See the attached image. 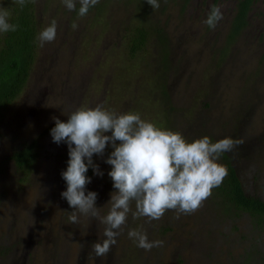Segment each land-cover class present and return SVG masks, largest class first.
Instances as JSON below:
<instances>
[{
  "label": "rangeland",
  "instance_id": "rangeland-1",
  "mask_svg": "<svg viewBox=\"0 0 264 264\" xmlns=\"http://www.w3.org/2000/svg\"><path fill=\"white\" fill-rule=\"evenodd\" d=\"M239 1L158 0L152 9L146 0H100L80 17L78 0L75 11L63 0H33L38 35L53 20L57 35L37 41L26 81L0 109V264H264V231L211 196L178 219L171 210L151 222L130 212L108 255L96 257L92 245L106 226L79 213V223L69 221L74 209L61 197L68 147L50 135L53 117L67 122L77 109L103 105L188 142L242 140L226 154L244 192L264 201V0H251L241 25ZM213 6L223 14L215 28L205 23ZM0 7L10 12L12 0ZM32 141L35 158L17 166L12 151ZM112 151L93 156L103 176L88 174L86 194L97 193L101 217L116 191L105 163ZM130 230L163 245L141 249Z\"/></svg>",
  "mask_w": 264,
  "mask_h": 264
},
{
  "label": "clouds",
  "instance_id": "clouds-1",
  "mask_svg": "<svg viewBox=\"0 0 264 264\" xmlns=\"http://www.w3.org/2000/svg\"><path fill=\"white\" fill-rule=\"evenodd\" d=\"M26 2L12 0L21 9ZM78 2V15L84 17L100 0ZM63 3L69 11L76 10L77 0H63ZM146 3L152 9L160 7L158 0H146ZM9 17L8 9L0 7V34L18 30L19 25L10 23ZM222 19L220 8L213 6L205 23L215 28ZM56 35L57 23L53 20L39 33L40 46L53 42ZM67 117V122L53 117L55 127L50 131L53 143H65L68 147V166L61 173L67 188L61 197L74 209L69 214L71 223H79V213L89 221L99 219L106 226L105 238L92 245L96 257L108 255L130 212L133 219L146 217L151 222L161 219L170 210L177 213V219L181 214L197 211L211 196L212 189L219 187L227 176L226 167L217 163L221 155L243 143L231 138L212 142L207 136L188 142L181 133L163 130L141 119L137 113L117 115L105 110L103 105L80 108ZM109 145L113 151L105 163L111 166L108 176L116 191L108 202L111 205L108 214L101 217V208L96 207L97 193L88 191L86 194L87 185L91 183L86 173L91 168L94 175L103 176L93 156L102 157ZM128 236L146 251L163 245L159 240L150 242L145 233L137 230H130Z\"/></svg>",
  "mask_w": 264,
  "mask_h": 264
},
{
  "label": "trees",
  "instance_id": "trees-1",
  "mask_svg": "<svg viewBox=\"0 0 264 264\" xmlns=\"http://www.w3.org/2000/svg\"><path fill=\"white\" fill-rule=\"evenodd\" d=\"M250 2L251 0L239 1L236 14L239 25L244 22V15ZM9 22L18 24L19 27L15 32L3 33L0 36V109L4 108L21 90L34 60L38 30L33 0H27L23 9L12 3ZM141 38L142 35L138 39L133 38L132 47L138 46ZM160 44L164 50L166 44ZM35 148L34 141L25 142L21 147L14 149L10 156L17 166L28 167L36 156ZM220 159L227 169V176L219 187L212 189L211 197L219 198V201H216L220 203L224 211L248 215L253 225L264 231V201L244 192L226 153L221 155ZM89 173L90 168L86 175L88 176Z\"/></svg>",
  "mask_w": 264,
  "mask_h": 264
},
{
  "label": "flooded vegetation",
  "instance_id": "flooded-vegetation-1",
  "mask_svg": "<svg viewBox=\"0 0 264 264\" xmlns=\"http://www.w3.org/2000/svg\"><path fill=\"white\" fill-rule=\"evenodd\" d=\"M161 45V44H160ZM162 48V47H161Z\"/></svg>",
  "mask_w": 264,
  "mask_h": 264
}]
</instances>
